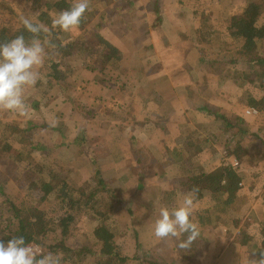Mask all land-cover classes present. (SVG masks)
I'll use <instances>...</instances> for the list:
<instances>
[{
	"label": "rangeland",
	"instance_id": "obj_1",
	"mask_svg": "<svg viewBox=\"0 0 264 264\" xmlns=\"http://www.w3.org/2000/svg\"><path fill=\"white\" fill-rule=\"evenodd\" d=\"M47 1L50 0H44L43 2L45 3ZM153 1L156 0H91L90 7L86 11V16L84 17L85 22L73 28L70 32H62L61 36L59 35L58 37L59 40L63 41L64 46H67V50L63 51L59 56L57 54L56 59L61 65L67 64L69 68L67 76L61 81L62 88L56 86L54 82H52L53 85H51L52 83H49L48 79L43 76L44 69L41 68L42 78L34 88L30 87L25 90V101L31 108L29 114L27 116H19L11 112L0 111V189L2 191V194H0V237L4 238L9 235L11 231L16 229L14 215L10 208L9 201L17 205L31 203L33 206H37L48 214L52 223H56L59 220L58 218L62 217L65 207L59 203V199L49 195L45 201L38 202L37 198L27 195L25 186L28 180L34 175L41 173L52 183H57V181L61 183L63 180L70 190L81 189L85 193L92 192L93 189H96V186H98L96 181L98 177H94V174L92 175L91 173L97 166L93 158V149L94 147L97 149L102 148L104 142L107 141V147H103L102 151H108L112 143L109 142V140L113 137H116V139L120 137L122 140L126 137V141L130 142V145L132 144L134 148L138 147L140 149L136 154H132L134 157L138 156L137 163L140 161L141 164H147L148 167L154 162L151 161V164L148 165L144 150L149 147V145H152L155 140L146 144L145 141L148 138H141L139 136L141 126H136L135 134H133L134 138H131L129 133L127 134L124 132L129 126L133 127V124L136 125L137 120H141L144 123L147 119L144 117V109L143 112H140L137 116L131 111L132 108L126 104L129 100V92L127 90L132 88V85L146 87L148 75L162 70L163 62L159 60L155 52L153 55L151 54V50L145 42L152 31L151 26L154 23L159 24L161 20L157 15V12L159 14L158 9L155 8L153 10L150 5ZM200 1L192 0L191 4L196 5L200 3ZM204 1H206L204 4L213 5L212 8L214 11H216V9L221 10L224 7L230 9V14L233 11L234 16L240 15L243 12L241 11L239 13L237 8L231 7L233 0H220V2L216 0ZM256 1L261 2L264 6V0ZM129 3L130 5L127 6ZM9 12H13L21 17H29L32 20L37 19L38 16V12L35 10L32 0H0V21L3 17H7ZM186 20L188 19L184 18V21ZM196 20L197 26L199 25L198 27H200L196 35L191 34L188 28H184L182 32L183 40L189 41L190 43H188V45L191 46L193 42L196 44L197 40L201 43L204 42L201 33L205 31V19L202 15L197 17ZM260 21L264 23V17H261ZM103 22L110 24L103 26L101 25ZM98 24L103 27L98 33H95L94 28ZM189 24L190 22H187V25ZM229 24L230 21L227 20L226 23L221 26L215 28L213 26L211 27L213 31L212 35L215 38L213 43L209 42L207 38L205 39V43L208 46L205 53L211 52L212 58L214 57L213 59L217 60L219 63L218 65L213 64L209 67L210 69H215L211 71H217L214 73L216 81L214 82V80H212L211 82L210 78L209 81L215 86L218 82V78L220 80L225 79L219 87L221 86L223 89H228L233 84H236L238 87L242 88L245 93L244 85L249 76V72L253 69V62H247L248 55L263 58L264 41L258 43L256 51H253L251 54L247 53L236 44L235 34L233 31V34L230 32ZM135 31L138 32L137 35L139 40L141 39L139 43L138 38L135 36ZM191 36H194V41L189 38ZM210 44L213 45V48ZM109 47H111V49ZM113 49L116 50L117 56L114 54ZM88 50L91 51L89 52ZM197 51L201 56L199 49ZM116 57L118 58L116 59ZM80 59L83 62H80ZM88 59H92L91 63H89ZM146 60L147 62L143 63ZM233 60H236L235 64H228ZM91 67L96 70L98 81H100L103 86L105 85V89L107 90L104 93V101L98 97H94V95L83 86V83L84 85L93 83V81L90 82L93 80V76L88 74ZM81 72L85 74L86 79L83 78ZM231 75L233 77H231ZM157 83H161L160 88H157L160 93H170L171 86L166 78L154 84L156 85ZM61 89H63V91ZM146 90L147 88L143 89V91ZM242 98L243 96H240L237 99L233 107L235 111L233 112L236 113L238 109L243 110L241 107H237L238 101H241ZM156 100L159 99H155V97L150 98L151 104L146 110L149 112L155 111V108H157ZM34 101L37 102V105L32 104ZM69 102L74 103L72 114L73 118L76 120L74 122V130H81L79 137L76 139L82 141L84 138L85 144L82 146L78 145L79 141H76V144H74L75 140H67L63 138L60 131L54 127L49 129V126H47L46 120L48 122L50 121L53 125L60 124L59 122L61 119L66 116V112L62 109L63 104L66 103L69 105ZM104 102L105 104H103ZM160 104L161 102L158 103V106H160ZM40 105H42L41 112L35 111L37 108L39 109ZM58 106H60V108H57L58 111L57 109L54 110V108ZM243 111L246 116H250L254 121L258 118L259 112L256 110H248L255 113L254 115L245 112L246 109ZM207 114L209 115V113ZM97 115L104 116L101 120L105 121L102 122L101 127H107V121L111 124L109 129L104 133H99V130H92L90 123H92ZM189 118H191L190 115ZM147 124H150V129L156 130L158 124L164 123H155L154 128L152 127V123L148 122ZM70 127L73 128L72 125ZM254 128L251 129L249 127L248 130L254 133L256 130ZM23 129H25V131ZM111 134L115 135L110 136ZM69 135H71V133ZM20 138L23 140L19 141ZM242 140H245L247 143L251 142V138L247 136H244V139H241V141ZM6 141H9V145L12 146L13 150L11 154L2 151L4 148L2 146ZM32 142H39L41 144V149L29 150L28 155L24 154L28 151L21 153V158L25 161L22 163L19 160L17 161V157H15L16 150L18 149L21 151L22 149L20 148L29 146ZM118 144H120V142H118ZM167 144L172 145L173 141H167ZM61 145H63V147H60ZM59 147L60 149L58 150ZM227 149L228 147L226 146L225 150L227 151ZM255 153L256 159L261 161L259 154L257 152ZM242 158V165L253 168V166L249 164L247 156ZM27 159H29L28 162H26ZM115 159L119 164L123 157L116 156ZM239 163L240 162L234 158H228L227 155H223L222 167L229 165L235 169L236 174H238L237 172L240 169ZM235 164H237L236 167H234ZM260 164H264V160ZM97 169L99 176L102 177L99 166H97ZM255 172H257L256 169H254L253 173ZM259 173L264 174V170ZM106 176L108 177L109 175L107 174ZM52 177L54 178L52 179ZM103 182L104 186L111 192H114V195L118 196L121 200L113 201L110 206V200L108 198L107 200H102V197H108L103 191L98 192L95 198L97 201L95 204L96 212L107 216L109 214L112 215L120 230V233L116 236V242L120 244H122L121 242L125 243L126 246L123 245L125 251L129 249L130 251H135L138 245L139 250L147 251L155 259H163L167 261V263L171 262L172 257L179 259L178 251L176 250L177 238L158 239L155 237L154 233L153 235L148 234L144 236L145 234L142 233L143 230L137 222L139 219L137 207L134 205L132 207L133 209H131L129 198H126V194H123L119 187H112L110 186V182ZM254 184L260 185L261 192H258L259 189L253 193L255 196L250 197V187H248L247 190L243 189L242 192L237 195L243 196L244 194L249 196L250 199H255V201L258 199V205H260V207L255 204L245 205L235 216L236 218L234 217L231 219V226L233 225L235 228V223L239 220L240 224L236 227L238 229L236 235L242 228L245 229L247 234H249V231L252 229L251 233L254 234L252 237H256L257 239L261 236L260 231L256 229V226H259L257 223H260L261 226L264 225V198L262 196L264 195V177L261 176V178L255 179ZM260 196L262 197L259 198ZM207 202L208 197L206 195L200 198L196 197L195 209L205 207ZM251 202L253 201L251 200ZM239 206L241 205L238 204V207ZM70 213L74 216V219L71 222L72 224L68 226V234L66 237L64 236L65 239L63 237L65 245L76 251L82 248L92 249L94 246L92 238L93 229L96 225L98 226L101 223V217L93 212H86L84 209H77L75 212L71 211ZM226 218L230 219L231 217ZM149 227L154 228L150 225ZM52 238L54 241L60 240L59 230L55 232ZM230 238L232 239V237ZM47 242L48 244L53 243L51 238L48 239ZM178 243L180 242L178 241ZM239 247V252L237 254H232V256L235 254L233 258L235 261H239L238 264H246L248 256L249 258H253V252H256L255 255L258 256V247L252 241L247 242L245 245H239ZM202 249L203 248L200 247L199 251L201 252ZM45 252L47 253V251ZM225 261L228 260L226 259ZM93 263L92 256L83 252L77 255L72 253L66 262L62 261V264Z\"/></svg>",
	"mask_w": 264,
	"mask_h": 264
},
{
	"label": "crops",
	"instance_id": "obj_2",
	"mask_svg": "<svg viewBox=\"0 0 264 264\" xmlns=\"http://www.w3.org/2000/svg\"><path fill=\"white\" fill-rule=\"evenodd\" d=\"M191 1L156 0L151 2L152 9H158L159 14L157 12V15L161 20L159 29L151 31L145 42L149 46L151 54L153 55L155 52L159 60L163 62L162 70L148 75L147 81L151 83L147 82L146 87L132 85V88L127 90L129 100L126 104L132 108L131 111L137 116L144 109V117L147 119L144 123L137 120L136 125L129 126L124 132L129 133V136L134 138L133 134H135L136 126H141L139 136L148 138L145 141L146 144L155 140L152 145L144 150L148 165L151 164V161L154 162L148 167L147 164L143 165L140 161L137 163L138 156L134 157L132 154H136L140 149L138 147L134 148L132 144L130 145V142L126 141V137L123 140L120 137L118 139L116 137L110 138L109 142L112 143L109 150L102 151L103 147H107V141L101 136L105 141L104 145L100 149L94 147L93 158L96 165L99 166L103 181L110 182L112 187H119L123 194H126V198H129L131 209L134 205L137 207V215L139 214L137 222L142 228L144 236L153 235L154 228H150L149 225L154 227L155 221L159 219L162 207H167L170 210L179 207L184 193L188 192V185L192 182L200 183L201 190L199 194L208 197L206 206L195 209L192 217L200 226V235L190 248L183 250L187 256L193 258L190 264H238L239 261H235L233 256L235 257V254L239 252L240 247L230 238L236 235L238 229L234 228L233 225L231 226V219L247 204H255L259 207L260 205H258V199L256 201L250 199V197L255 196L251 189L250 197L244 194L239 196L233 192L220 189L221 185L215 176L219 175L221 168H223V155L227 154L228 151L230 152L229 149L225 151L226 145L235 143L240 134L237 135V138H234V126V131L228 129L223 121L213 119L208 114L205 115L203 109L216 107L227 112L229 117L234 115L240 118L243 121V124L239 127L242 132H249V127L257 129L258 125L256 126L254 119L246 116L243 110L238 109L236 113L233 112V107L237 99L243 96L244 90L236 84L228 89H223L219 85L225 79L220 80L219 78L214 86L211 82L212 80L216 81L214 73L217 71H211L215 69H210L207 63H200L201 59L204 61L215 60L214 57L212 58L211 52L205 53V50L208 49L205 39L207 38L209 42L213 43L215 38L212 35L211 27L215 28L225 24L227 20L230 21L231 17L234 16V12L232 11L230 14V9L224 7L221 10L216 9V12L212 8L213 5L204 4L206 2L204 0H198L201 4L196 2V5L191 4ZM216 1L220 2V0ZM251 1L256 0H233L231 7L237 8L240 13ZM256 2L261 4L259 1ZM202 15L206 22L204 24L205 31L201 33L204 42L201 43L197 40V45L195 42L192 46L188 45L190 42L184 41L182 38L183 29L188 28L191 34L196 35L197 30L200 29L199 25L196 24V18ZM261 17H264V12ZM184 18L188 20L184 21ZM260 19L259 22L261 23ZM187 22H190V24L187 25ZM230 27L229 30L232 32ZM137 33H135V36L138 38ZM193 37L189 38L194 41ZM140 41L141 39L138 38V43ZM211 46L213 48V45ZM200 49H202V52ZM80 62L83 61L80 59ZM146 62L147 60L143 63ZM88 74L93 76V80L90 82L93 81L94 84L84 85L83 83V86L94 97L104 101V93L107 91L105 85L103 86L98 81V74L93 67L90 68ZM81 75L86 79L83 72H81ZM231 77L233 76L231 75ZM165 78L171 86L169 94L159 92L157 88H160L161 83L154 84ZM145 88L147 90L143 91ZM153 97L159 99L155 101L157 108H155V111L149 112L146 109L151 104L150 98ZM160 102L161 104L158 106ZM73 105V102H69V105L63 104L62 109L66 112V116L61 119L60 124L53 125L46 120L49 129L54 127L62 133L63 138L72 141L78 138L81 132V130H74L76 120L72 115ZM60 106L54 108V110L60 108ZM41 107L42 105L35 111L41 112ZM189 115L191 118H189ZM103 117V115L95 116V119L90 123L92 130H99V133H104L109 129L111 124L108 121L107 127H101L102 122L105 121L101 120ZM147 121L153 124V128L155 123L164 124H158L156 130H152ZM71 125L73 128L70 127ZM70 133L71 135H69ZM114 135L111 134L110 136ZM167 141H173V144L168 145ZM244 142L247 143L245 140ZM116 156L123 157L119 164L115 159ZM237 161L240 162L237 177L242 188L247 190L248 187H251V178L257 174H254L248 166L241 164L243 158ZM259 175V178L264 177V174L260 173ZM258 190V192H261L259 184ZM262 196L264 198V195ZM228 199H231L232 202L225 205L224 203ZM238 204L241 206L238 207ZM226 217L231 218L227 219ZM257 224L259 226H256V229L260 231V228L264 225ZM251 230L249 234L252 236L254 234L251 233ZM186 237L187 234H183L177 240L180 242ZM200 247L203 248L201 254H199ZM233 253L235 254L232 256ZM226 259L228 261H225Z\"/></svg>",
	"mask_w": 264,
	"mask_h": 264
},
{
	"label": "trees",
	"instance_id": "obj_3",
	"mask_svg": "<svg viewBox=\"0 0 264 264\" xmlns=\"http://www.w3.org/2000/svg\"><path fill=\"white\" fill-rule=\"evenodd\" d=\"M32 1L33 6H35V10L38 12L37 19L33 20V22H42L49 28H51V21L54 19L55 15L61 10L69 9L73 3V0H50L45 3L43 2L44 0ZM129 5L130 3L127 4V6ZM263 12L264 6L262 4L256 1H251L246 5L245 9L240 15L232 16L230 19V26L235 34V42L247 53L251 54L253 51H256L258 48V43L264 41V23L261 24L259 22ZM85 16L86 13L84 14V17ZM84 17L80 25L85 22ZM21 18V16L16 15L13 12H9L7 17L2 18L0 21V42L11 39L21 32L24 33L26 38L29 36V34L24 31ZM107 24L110 23L103 22L101 25L104 26ZM103 26L98 24L94 28L95 33H98V31L101 30ZM158 28V23H154L151 26L152 31H156ZM61 34L62 31L58 29H52L51 39L59 46L58 56L59 54H62L63 51L67 50V46H64L63 41L58 39L59 35L61 36ZM109 48L111 49V47ZM88 51L90 52L91 50ZM200 51L202 52V49H200ZM113 52L116 55V50L113 49ZM56 56L57 55H53L49 59H46L43 66V76L48 79L49 83L54 82L56 86L62 88L61 81L64 80L65 76H67L69 68L67 64L61 65L56 59ZM248 56L247 62H253V69H251L249 72V76L244 85L245 93L241 101H238L237 107H241L243 110L246 109V111L247 109H253L259 112L258 118L255 119V125H258L256 131L254 133L250 131L242 132L239 127L243 124V121L240 118L230 115L232 118L229 119L230 117L227 112L217 109L216 107H208L203 109V111H205L206 115L209 113L211 118L223 121L226 124V127L230 130H233L234 126V138H237V135L240 134L235 143H228L226 145L230 152L228 151L225 155H227L228 158L232 157L235 160H240L242 157L247 156L249 164L257 170V172L254 173L257 175L251 178V186L253 187H250L251 192L255 193L258 190V185L254 184L255 179H259V172L264 170V164H260L264 160V57L259 58L252 55ZM117 58L118 57H116V59ZM88 61L91 63L92 59H88ZM200 63H207L209 66L213 64H219L217 60L204 61L203 59L200 60ZM235 63L236 60H233L228 64L233 65ZM51 85H53V83ZM61 90L63 91V89ZM32 104L37 105V102L34 101ZM33 105L32 107L34 108ZM23 130L25 131V129ZM244 136L250 137L251 142L243 143L244 140L241 141V139H244ZM22 140L23 139L20 138L19 141ZM76 141H79L78 145L80 146L85 144L84 138L82 141L75 139L74 144H76ZM29 146L20 148L22 149L21 151L18 149L16 150L15 157H17V161L19 160L21 163L25 161L24 159L22 160L21 153L28 151L24 153L28 155L29 150L32 151L34 149H41V144L39 142H32ZM2 147H4L2 151H5L7 154L12 153L13 149L12 146L9 145V141H6ZM60 147H63V145ZM221 151L224 152L223 150ZM255 152L259 154L261 161L256 159ZM28 161L29 159L26 160V162ZM250 168L252 172H254V169L252 167ZM91 173L92 175L94 174V177H98L96 180L98 186H96V189H93L92 192L86 193L81 189H68L67 184L63 180L61 183L60 181H57V183H52L41 173L34 175L28 180L27 185L25 186L27 195L37 198L38 202L45 201L49 195L54 196L56 199H59V203L65 207L63 215L62 217L58 218L59 220L56 223H52L48 214L45 211L39 209L37 206H33L31 203L17 205L14 202L9 201L10 208L14 215V224L16 229L11 231L9 235L3 239L8 240L13 236H23L26 241L41 245L44 249V252L50 251L54 254L62 253V261L64 262L70 258V254L74 253V255H77L80 252L90 254L95 264H190L192 262L193 258L187 256L184 250L178 247V241L176 243V250L178 251L179 259L172 257L170 263H167V261L163 259H155L149 252L142 251L141 249L139 250L138 245L135 251H130V249L125 251L123 245L126 246V244L123 242H121L122 244L116 242V236L118 233H120V230L113 216L110 214L108 216L99 214L95 209V204L97 203L95 198L98 192L103 191L105 195L108 196L104 198L102 197V200H107L108 198L110 200V206L112 205L113 201L121 200L118 196L114 195V192H111L106 186H104L102 177L98 174L97 166ZM215 177L218 183L221 185V190L240 194L244 189L240 185L235 169L229 165L221 168L220 174ZM53 178L54 177H52V179ZM193 188L199 189L197 197L200 198V183L192 182L188 185L187 190L190 191ZM0 194H2L1 189ZM231 202L232 200L228 199L224 204H230ZM77 209H84L86 212H93L96 215H99L102 220L101 223L98 226L96 225V227L93 229L92 238L94 246L90 250L87 248H82L81 250L77 251L70 249L65 245L63 240V237H66L68 234V226L72 224L71 222L74 219V216L70 212H75ZM239 224L240 221L237 220L235 226L238 227ZM57 230H59L60 240L54 241L52 236ZM260 233L261 236L256 239V237H252L251 235L247 234L245 229L242 228L240 229L239 233L234 236V238H232V241L239 245H245L250 241L254 242L258 247L257 253L259 256L260 251L264 250V227L260 228ZM50 238L53 243L48 244L47 240ZM199 254H201L200 251Z\"/></svg>",
	"mask_w": 264,
	"mask_h": 264
},
{
	"label": "clouds",
	"instance_id": "obj_4",
	"mask_svg": "<svg viewBox=\"0 0 264 264\" xmlns=\"http://www.w3.org/2000/svg\"><path fill=\"white\" fill-rule=\"evenodd\" d=\"M91 0H73L69 9L58 12L51 21V28L42 22H33L22 17L24 31L11 39L0 42V111L27 116L31 110L25 101V90L34 88L42 78L40 71L46 59L58 54V45L51 39L52 29L70 32L78 27L89 9ZM63 46V45H60ZM198 188L184 193L179 207L160 209L159 219L154 224L158 239L177 238L187 234L178 244L188 249L200 235V226L192 217ZM252 253L246 264H264V250L259 256ZM0 264H62V253H45L42 246L26 241L23 236L8 240L0 237Z\"/></svg>",
	"mask_w": 264,
	"mask_h": 264
},
{
	"label": "built area",
	"instance_id": "obj_5",
	"mask_svg": "<svg viewBox=\"0 0 264 264\" xmlns=\"http://www.w3.org/2000/svg\"><path fill=\"white\" fill-rule=\"evenodd\" d=\"M247 113H252L253 115L255 114V113H253V112H251V111H246ZM237 166V164H235V166L234 167H236Z\"/></svg>",
	"mask_w": 264,
	"mask_h": 264
}]
</instances>
